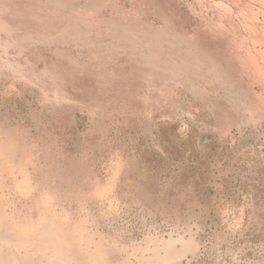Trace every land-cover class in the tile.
<instances>
[{"label":"rangeland","instance_id":"374dc122","mask_svg":"<svg viewBox=\"0 0 264 264\" xmlns=\"http://www.w3.org/2000/svg\"><path fill=\"white\" fill-rule=\"evenodd\" d=\"M0 264H264V0H0Z\"/></svg>","mask_w":264,"mask_h":264}]
</instances>
